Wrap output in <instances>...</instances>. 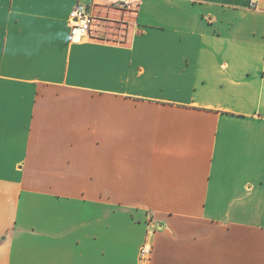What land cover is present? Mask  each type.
Masks as SVG:
<instances>
[{"label": "crops", "instance_id": "1", "mask_svg": "<svg viewBox=\"0 0 264 264\" xmlns=\"http://www.w3.org/2000/svg\"><path fill=\"white\" fill-rule=\"evenodd\" d=\"M146 242L264 264V0H0V264Z\"/></svg>", "mask_w": 264, "mask_h": 264}, {"label": "built area", "instance_id": "2", "mask_svg": "<svg viewBox=\"0 0 264 264\" xmlns=\"http://www.w3.org/2000/svg\"><path fill=\"white\" fill-rule=\"evenodd\" d=\"M95 22V16L90 7L79 3L69 14L70 35L73 41H79L85 37L91 36L92 25ZM150 232L152 230L150 229ZM153 247L150 242L144 243L139 250V259L141 264H151Z\"/></svg>", "mask_w": 264, "mask_h": 264}]
</instances>
